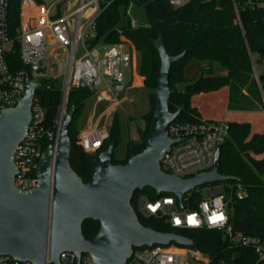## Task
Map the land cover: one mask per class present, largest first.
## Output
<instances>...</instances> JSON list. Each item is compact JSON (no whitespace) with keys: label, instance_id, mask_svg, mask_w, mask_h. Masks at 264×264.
Wrapping results in <instances>:
<instances>
[{"label":"trees","instance_id":"trees-1","mask_svg":"<svg viewBox=\"0 0 264 264\" xmlns=\"http://www.w3.org/2000/svg\"><path fill=\"white\" fill-rule=\"evenodd\" d=\"M42 1V0H38ZM237 9L232 0H191L181 7H174L170 0H104L103 11L96 21V37L89 41L91 46L99 43L113 44L124 41L139 54V75L149 91L151 112L144 116L147 134L152 126L154 94L158 88L161 60L153 42L160 36L169 55L186 53L185 57L172 65L170 70L171 96L169 108L172 112L182 109L177 122L199 123L204 121L198 108L193 106V96L201 93L229 89V110H255L262 108L264 94V8L253 9L248 0H237ZM21 0H9L8 18L12 31L20 24ZM137 9L143 10L141 17L130 15ZM144 16V17H143ZM143 17V18H142ZM135 22V23H134ZM201 67L197 79L189 81L185 71L192 61ZM12 61L20 67L19 57ZM259 71V80L255 77ZM41 87L35 98L46 111V125L54 130L63 97V80L48 77L40 81ZM93 93L86 87L73 89L68 98L67 112L73 105L76 113L69 127L72 142L70 163L73 170L89 182L92 176L91 161L99 153L86 152L79 144L77 121ZM229 132L220 145L219 172L232 177L224 183L226 200L230 209V224L234 231L249 236L264 238V134L252 133L248 122H228ZM123 131L118 114L114 115L109 129V139L103 150L112 142L115 151L122 142ZM52 142L42 143L44 151ZM145 143L127 144V156L115 164L126 163L133 155L141 153ZM115 154V152H114ZM150 200L159 197L147 188L136 191L132 205L145 227L158 232L176 233L194 241L193 246L212 260H227L230 264H264L258 262L250 249H240V259L233 260L227 250L224 235L209 229H177L159 216H145L138 210V199ZM174 196L163 193L160 197ZM202 196L194 190L185 196L184 206L197 209ZM100 229L98 221L89 219L83 223V235L90 239Z\"/></svg>","mask_w":264,"mask_h":264},{"label":"built area","instance_id":"built-area-1","mask_svg":"<svg viewBox=\"0 0 264 264\" xmlns=\"http://www.w3.org/2000/svg\"><path fill=\"white\" fill-rule=\"evenodd\" d=\"M104 0H21L20 24L12 31L8 18L9 0H0V116L3 110L16 107L29 88V80L40 74L42 61L53 47L65 53L67 73L63 81V97L54 130L46 125V111L34 97L32 119L27 133L17 146L13 161L17 168L15 186L30 191L39 185L38 167L43 153L42 143L48 139L57 147L63 121L67 114L69 94L73 89L86 87L93 93L90 126L79 135V144L92 154L100 153L109 139L106 119L112 117L131 89L134 73V53L124 42L99 43L91 46L96 37V21L103 11ZM237 9V0H232ZM191 0H170L181 7ZM253 9L264 8V0H248ZM17 55V68L13 56ZM259 80V71L255 68ZM264 109V94L262 95ZM169 136L176 140L164 154L163 169L181 178H191L213 169L216 152L225 141L229 125L226 121L199 123L173 122L168 126ZM202 196L197 209H182L175 196L150 200L138 199V210L145 216H159L177 229H209L224 235L227 250L233 260L240 259V249H250L258 262L264 260V238L234 231L230 224L229 203L224 183L208 184L196 189ZM185 200V197H184ZM183 200V205H184ZM151 206V207H149ZM61 264H95L89 253L80 259L76 252L60 255ZM0 264H37L0 256ZM44 264H54L48 251ZM127 264H230L225 259L212 260L194 246L154 245L135 248Z\"/></svg>","mask_w":264,"mask_h":264},{"label":"water","instance_id":"water-1","mask_svg":"<svg viewBox=\"0 0 264 264\" xmlns=\"http://www.w3.org/2000/svg\"><path fill=\"white\" fill-rule=\"evenodd\" d=\"M161 60L158 88L154 94L152 126L142 135L145 149L115 164L116 143L101 151L91 161L89 182L73 170L70 163L72 142L69 127L76 106L66 114L60 142L49 145L42 153L39 167V185L30 191L15 186L17 168L13 157L24 139L32 119V104L41 83L29 80V88L22 101L14 108L5 109L0 116V256L44 264L49 251L51 261L60 263L64 252H76L80 259L89 253L95 264H127L135 248L154 245L193 246L194 241L176 233L158 232L145 227L133 205L136 191L153 189L157 196L174 195L184 208V197L199 187L225 183L232 177L219 172L221 150L216 152L212 170L191 178H181L163 169L164 154L176 143L169 136L168 126L175 122L182 109L169 108L172 65L186 53L172 56L160 36L153 42ZM47 60L42 61L40 74L47 75ZM100 223L97 235L86 239L83 223Z\"/></svg>","mask_w":264,"mask_h":264},{"label":"rangeland","instance_id":"rangeland-1","mask_svg":"<svg viewBox=\"0 0 264 264\" xmlns=\"http://www.w3.org/2000/svg\"><path fill=\"white\" fill-rule=\"evenodd\" d=\"M48 5L52 4L55 0H45ZM209 1V0H205ZM134 20L143 15L142 9H137L135 12L130 14ZM144 17V16H143ZM142 17V18H143ZM135 23V22H134ZM47 60V75L44 77L35 78L37 81H41L44 78L54 77L60 78L64 81L67 73L65 53L62 49L58 47H53L51 51L46 54ZM139 65L140 58L139 54L135 51L134 53V81L131 84V89L127 94L126 100L122 106L114 112L112 117L106 119V129H110L111 124L114 120V115L118 114L121 120V126L123 131V139L117 150L115 151L114 157L117 160L125 159L127 156V144L129 142H139L141 141L142 135H144V130L146 128V121L144 116L148 115L152 110V105L150 102L149 91L144 84V77L139 75ZM199 62L192 61L186 71V77L191 81L194 74L197 71ZM216 94L217 102L213 104L212 95L217 92L201 93L193 96L192 102L194 104H200L206 108L214 109V111L219 112L218 114L223 116L226 109L225 99L223 97L224 88L219 90ZM210 95V96H209ZM93 99L87 101L86 106L78 118L77 127L79 135L82 131L87 130L90 126V117L92 113ZM213 106V108H212ZM228 107V106H227ZM68 113V112H67ZM217 114V115H218ZM227 122H248L251 124L252 133L264 134V109L259 108L255 110H236L231 111L227 117Z\"/></svg>","mask_w":264,"mask_h":264},{"label":"crops","instance_id":"crops-1","mask_svg":"<svg viewBox=\"0 0 264 264\" xmlns=\"http://www.w3.org/2000/svg\"><path fill=\"white\" fill-rule=\"evenodd\" d=\"M201 67V64L199 63V66H198V68H197V71L199 70V68ZM197 71H196V73L194 74V77H193V79L195 80V79H197L198 78V74H197ZM226 91L224 92V94H223V97H224V101H225V105H226V109H225V111H224V113H223V116L221 115H219L218 113L219 112H216V111H214V109H211V108H206V107H204V106H202V105H198V104H194L193 102H192V104H193V106H195V107H197L198 108V110H199V112L201 113V116H202V119L203 120H205V121H226L227 122V117L229 116V113L231 112V111H236V110H229L228 109V102H229V89L228 88H224ZM218 92H220V91H217V92H215V93H213V95H212V101H213V104L214 103H216L217 102V100H216V98H217V96H216V94H218ZM210 96V95H209ZM212 108H213V106H212ZM218 114V115H217Z\"/></svg>","mask_w":264,"mask_h":264},{"label":"snow or ice","instance_id":"snow-or-ice-1","mask_svg":"<svg viewBox=\"0 0 264 264\" xmlns=\"http://www.w3.org/2000/svg\"><path fill=\"white\" fill-rule=\"evenodd\" d=\"M149 207H151V206H149Z\"/></svg>","mask_w":264,"mask_h":264}]
</instances>
